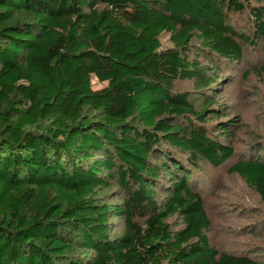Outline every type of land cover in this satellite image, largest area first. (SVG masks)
Here are the masks:
<instances>
[{
  "label": "trees",
  "instance_id": "1",
  "mask_svg": "<svg viewBox=\"0 0 264 264\" xmlns=\"http://www.w3.org/2000/svg\"><path fill=\"white\" fill-rule=\"evenodd\" d=\"M248 47L264 0H0V264H263L210 246L196 191L208 165L264 204V145L206 125Z\"/></svg>",
  "mask_w": 264,
  "mask_h": 264
},
{
  "label": "rangeland",
  "instance_id": "2",
  "mask_svg": "<svg viewBox=\"0 0 264 264\" xmlns=\"http://www.w3.org/2000/svg\"><path fill=\"white\" fill-rule=\"evenodd\" d=\"M245 23V17L237 18L238 27H245ZM161 44L163 48L173 47L167 34L161 36ZM246 51L247 60L241 69L220 73L217 108H220L221 118H209L206 122L212 134L218 121L228 124L224 130L226 134L214 137L231 146L238 156L255 153L264 145V73L260 71L264 54L262 51L255 53L250 47ZM103 86L104 83L92 79L93 90ZM174 89L191 94L195 90L189 81L175 82ZM206 114L211 115L210 112ZM200 174L201 182L197 181L196 191L210 220L207 233L210 246L219 253L249 255L264 264V204L258 193L226 169L216 170L206 165ZM112 223L111 237L119 236L123 230L122 221L113 219Z\"/></svg>",
  "mask_w": 264,
  "mask_h": 264
}]
</instances>
